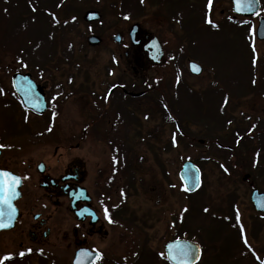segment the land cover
<instances>
[{
	"label": "rangeland",
	"instance_id": "obj_1",
	"mask_svg": "<svg viewBox=\"0 0 264 264\" xmlns=\"http://www.w3.org/2000/svg\"><path fill=\"white\" fill-rule=\"evenodd\" d=\"M38 1L41 0H0V80H3V85L10 84L8 79L11 70L24 69L17 60L18 56L15 57L16 53L20 52L24 56L27 52H34L39 55L48 54L51 50L57 53L56 61L52 60L49 67L54 68L56 63L61 62V68L76 67L84 72L89 68V84H95L97 90L104 89L114 79L113 76H106V67L114 56L117 58L126 50L124 47L118 48L112 42L113 37L120 33L128 41L131 26L137 23L145 34L156 36L166 51L167 63L149 71L145 81L148 86L159 85L158 90L162 89L163 92L160 95L166 94L171 99L172 119H176L178 108L182 114L187 115V119H191L190 112L193 111L195 99L201 100L203 106L207 105L205 108H209L211 116L217 113L221 119L214 125L219 131L209 138L203 137L206 132L204 128L185 122L183 131L187 137L177 139L180 144L170 153L161 148L168 145L170 138L174 140L177 135L175 127L173 130L171 126L163 128L156 134L154 143L160 164L158 161L150 163L154 156L151 161L149 158L147 166H142V183L131 190L133 195L128 204L129 212L136 216L132 217L136 220L134 227L125 228L120 245L115 247L113 253L110 252L114 254L113 258L105 254L103 264H165L164 245L175 239L181 228L182 217L190 205L179 180V172L186 160L196 162L204 174L202 193L194 205L198 217L187 224L195 236L182 237L201 244L204 255L200 264L262 263L264 231L256 236L251 235L252 228L247 221L251 214L245 200L248 190L237 183L241 182L246 173L251 172L248 166L250 157L243 155L242 166L234 169L230 153L220 151L212 142L218 136L225 147L234 142V128L230 124L225 126L229 119L224 116L245 121L252 114L253 119H264V42L260 43L256 39L258 20L264 17V0H260V16L249 20L234 17L231 0H211V7L210 0H177L175 17H170L169 9H163L162 4L151 6L149 3L137 15L139 12L135 10L136 3L133 1L129 9L124 10V14L132 15V19L123 15L118 0H68L62 7L65 11L70 6L65 16L73 19V28L68 27L62 32L60 47L54 52L56 41L51 42L49 38L52 39L55 32V23L46 14L42 16V7L37 4ZM26 7L31 11L29 15L25 12ZM89 10H98L103 15L102 21L92 28L83 20ZM66 20L62 16L61 22ZM231 21L237 22L235 26L244 28L242 35L231 37L221 32L226 25L230 26ZM183 22L187 24L184 27L189 34L183 30ZM211 23L216 25L215 29L213 26L208 27ZM7 31L14 33L9 34L14 36L11 43ZM94 31L105 40L104 45L96 49L88 47L87 43V37ZM69 56L75 60L73 66L65 60ZM189 60L203 67V76L197 78L190 75L187 68ZM123 64L119 68L124 67V76L131 78L128 67ZM119 72L117 70L116 75ZM187 90L192 95H199L193 98L187 93L186 96ZM150 98L135 103L142 112L152 110L150 119L155 120L144 124L146 132L153 128L159 129L162 124L160 119H165L166 115V112L159 111L162 104L160 107L154 97ZM67 110L71 109L68 107ZM8 111L9 108L0 107V116L16 113L18 109H11L7 114ZM138 119L148 118L139 114ZM3 120L7 119H0V123ZM202 140L205 141L204 145L200 143ZM102 157L107 160L104 154ZM92 161L98 163L97 159ZM117 185L112 184V189L115 190ZM237 192L239 207L243 211L244 238L249 247L246 250L240 245L241 234L235 224L233 201L230 198ZM145 254L148 255L147 260L142 259ZM109 258L115 259L114 263H108Z\"/></svg>",
	"mask_w": 264,
	"mask_h": 264
},
{
	"label": "flooded vegetation",
	"instance_id": "obj_2",
	"mask_svg": "<svg viewBox=\"0 0 264 264\" xmlns=\"http://www.w3.org/2000/svg\"><path fill=\"white\" fill-rule=\"evenodd\" d=\"M92 11L98 12L101 20L89 23V28L103 19L101 12L89 10ZM57 12H48L55 23V32L49 38L56 41L53 52L60 47L62 34V16ZM9 34L14 33L7 31L11 43L14 36ZM128 34L129 42L120 33L116 34L121 37L120 43L112 39L118 48L126 50L117 58L114 56L106 67V76L114 79L104 89L97 90L95 84H89V68L87 72L76 67L61 68V62L49 67L52 60L56 61L57 53L51 50L39 55L16 53L24 69L9 72V85L0 80V107L9 111L18 109L16 113L0 116L7 119L0 123V170L13 174L21 183L15 202L17 219L10 229L0 232V261L4 256L12 257L3 264H74L78 257L81 262H88L90 254L99 255L98 264H103L105 254L113 258L110 252L120 245L125 228L134 227L136 220L132 217L136 216L128 210L131 190L142 183L143 165L147 166L154 156L150 163L160 164L155 136L163 128L171 126L173 130V116L168 95H160L163 92L158 90L159 85L148 86L145 81L149 71L167 63L163 45L159 40L162 57L156 60L153 49L148 47L156 36L145 34L141 26L134 40L130 31ZM91 36L99 37L101 42L88 47L96 49L104 45L105 40L97 31L89 34L87 43ZM65 60L71 66L75 61L71 56ZM120 64L128 67L131 78L124 76L125 68H119ZM117 70L120 72L116 75ZM16 74L30 76L31 82L42 90L47 107L44 114L23 106L13 84ZM150 97L160 107L165 105L166 115L160 119L159 129L146 132L145 125L155 120L150 119L152 110L142 112L135 103ZM139 114L148 119H138ZM231 126L234 142L226 149L220 145L219 150L230 153L234 169L243 164V155L250 157L251 172L237 183L248 190L245 200L251 217L247 221L251 235L256 236L264 231V214L256 212L252 202L255 191L264 193V119H253L252 115L245 121L232 118ZM172 145L170 138L161 149L170 153ZM114 183L119 184L115 190ZM230 198L241 234L240 245L248 249L239 193ZM112 258L108 263H114Z\"/></svg>",
	"mask_w": 264,
	"mask_h": 264
},
{
	"label": "water",
	"instance_id": "obj_3",
	"mask_svg": "<svg viewBox=\"0 0 264 264\" xmlns=\"http://www.w3.org/2000/svg\"><path fill=\"white\" fill-rule=\"evenodd\" d=\"M232 3V13L236 17L243 18H254L261 11L260 0H239L240 10H237L238 0H231ZM84 20L87 23H93L101 20V15L98 12H88L84 16ZM139 26L134 25L131 28L130 35L134 40L136 35L139 32ZM256 38L260 42H264V18H260L258 22V27L256 30ZM116 43L121 42L120 35L114 37ZM101 39L97 36H92L88 39L90 45L100 44ZM154 51V55L157 56V59H160L162 56H159L161 51V45L159 40L155 38L149 45ZM189 72L194 76H201L203 73V68L195 62H189L188 64ZM13 84L15 91L19 95L23 106L33 111L36 114L42 115L46 111V104L44 97L42 95V90L34 85L30 80V76H25L21 74H16L13 77ZM200 143H203L201 141ZM8 173L0 171V174ZM10 176H14L8 173ZM179 177L184 184V188L187 193L193 194L196 193L202 185V175L199 168H197L191 161L186 162L183 165L182 171L179 174ZM21 183L19 181L18 185H15L11 188V191L7 194L10 199L9 203H4L5 193L0 189V232L11 228L16 219H17V210L15 207V202L20 196L19 188ZM252 202L257 212L264 213V194H260L258 191H255L252 196ZM165 254L167 261L170 264H199L202 258V249L201 246L192 241L188 240H174L170 241L165 245ZM99 261V256L96 254H90L88 262H81L80 257L74 264H97Z\"/></svg>",
	"mask_w": 264,
	"mask_h": 264
},
{
	"label": "trees",
	"instance_id": "obj_4",
	"mask_svg": "<svg viewBox=\"0 0 264 264\" xmlns=\"http://www.w3.org/2000/svg\"><path fill=\"white\" fill-rule=\"evenodd\" d=\"M112 1H115V0H112ZM119 3L121 4V11L123 13V15H125L126 17H129V18H133L132 15H126L124 14V10H127L129 9L128 6L129 5H132V2L134 1L136 3V7H135V10L137 11V15H140L141 12L143 11V9L145 7H147V5H151V6H158V5H163V9H169V13H170V17H175L174 15L176 14V1L177 0H143V2H141V0H118ZM63 3V4H62ZM68 3V0H41V1H38L37 4H39L42 9H41V14L42 16L44 14H46L48 16V12L49 10H51L52 12H56L58 13L57 11H60L61 13V16H63L64 18L66 17V21H69V18H67V15L65 16V12H69L70 11V6H67L65 8V11H63V6H65L66 4ZM149 3V4H148ZM58 5V6H57ZM26 14H30L31 11L28 7H26V10H25ZM64 12V13H63ZM193 17L194 15L191 14ZM135 18V17H134ZM71 19V18H70ZM71 22H65L62 24V32L64 33L66 31V29L69 27L70 29L73 28L72 24H73V19L70 20ZM205 22V21H204ZM186 23H187V20H186ZM184 25L183 26V30L185 31V27L187 24H185V22H183ZM235 24H237L236 21H231L230 22V26L229 25H226L225 28L221 31V32H225L226 34H229L231 35V37H234V35H242L241 31L244 29L243 27H238V26H235ZM185 26V27H184ZM211 26H213L212 28L215 29L216 28V25H213L212 23L208 25V27L210 28ZM235 26V27H234ZM246 28V27H245ZM208 29V28H207ZM221 30V28H220ZM219 30V31H220ZM186 33L189 34L188 30L185 31ZM187 37V36H184V38ZM188 38V37H187ZM189 39V38H188ZM187 39V40H188ZM189 41V40H188ZM187 93L189 94V96L193 97V98H196L199 94H196V95H192L191 93H189L188 91L185 92L186 96H187ZM181 94V93H180ZM206 93H204L205 95ZM206 98V97H205ZM207 99V98H206ZM179 103V101H178ZM201 100H198V99H195L194 100V103H193V111L190 112V114H192V118L191 119H187L186 116L187 115H184L182 114L180 111H179V108L178 110H176V113L178 114H175V118L176 119H173V123H178L181 127V132L182 134L184 135V123L185 122H188L189 124L191 123V125H197V126H201L202 128H205L206 129V132H205V136H203L204 138L207 137H211V134L213 133H216L219 131V128L218 127H214L215 123L217 122H220L221 119H219L217 116L218 114L215 113L216 115H213L211 116L210 115V110L209 108H205V106H203L201 104ZM174 105H179V104H174ZM160 106V105H159ZM223 107H226V105ZM163 108V109H162ZM160 112H166V107L165 105L160 108L159 110ZM212 113V112H211ZM252 115V114H250ZM224 118H227V119H232L233 117L232 116H224ZM212 119V120H211ZM222 120H225V119H222ZM210 125H213L212 127ZM182 134H179V138L181 140H183L184 138L182 137ZM194 142L192 141V144ZM214 144V146H218V148L221 146L225 147L223 144V142H221V138L220 136L216 137L215 138V141L212 142ZM200 164V163H199ZM201 165V164H200ZM203 166V165H201ZM202 193V191L200 193H197L195 195H188V199L190 201V205H189V209L184 217V223L182 224L181 228L179 229V231L177 232V235H176V238H180V237H184L186 235H191V236H195L194 234V231L191 230L190 231V227L187 226L188 224V221L191 222L193 220V218H197L198 217V212L197 210L195 209L194 205H196L195 201L199 198V195ZM203 214V212H202ZM193 231V232H192ZM147 257L148 255L145 254L144 256H142V259L143 260H147ZM165 261V260H164ZM140 264V263H139ZM167 264V263H165Z\"/></svg>",
	"mask_w": 264,
	"mask_h": 264
},
{
	"label": "snow or ice",
	"instance_id": "obj_5",
	"mask_svg": "<svg viewBox=\"0 0 264 264\" xmlns=\"http://www.w3.org/2000/svg\"><path fill=\"white\" fill-rule=\"evenodd\" d=\"M141 2H143V0H141ZM251 2V0H250ZM209 7H211V0L209 3ZM237 10H240V6H239V0H238V5H237ZM19 184V179L15 176H10L8 173H2L0 174V189L3 190V192L5 193V198H4V203L8 204L9 203V199L10 197L7 195L10 191L11 188L14 187L15 185ZM105 212L107 213V209L105 210ZM109 222H112L111 220ZM0 226H5V225H0ZM21 256L24 255V253H20ZM12 259L11 256H4L3 257V261H7ZM3 261H0V264H3Z\"/></svg>",
	"mask_w": 264,
	"mask_h": 264
}]
</instances>
